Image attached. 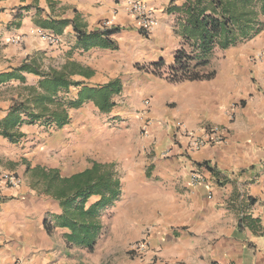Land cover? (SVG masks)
<instances>
[{
	"label": "crops",
	"instance_id": "0c3cea01",
	"mask_svg": "<svg viewBox=\"0 0 264 264\" xmlns=\"http://www.w3.org/2000/svg\"><path fill=\"white\" fill-rule=\"evenodd\" d=\"M125 1L0 0V130L11 107L26 101L28 88L40 79L19 70L23 64L43 72L71 62L91 71L89 78L73 73L75 80L91 85L121 80L115 96L127 105L122 113L128 125L118 130L116 141L96 112L90 117L81 110L98 109L85 101L68 110L61 127L44 119L29 122L21 114L13 139L0 134V175L15 173L20 180L14 187L0 182V264H99L116 242L127 250L146 233L143 257L127 255V264H264V27L244 43L216 48L223 59L213 66L215 49L207 66L214 70L210 79L172 83L144 69L162 60L167 71L180 47L174 16L166 13L171 0H140L157 15L147 37L128 26ZM104 19L116 29L107 36L116 47L84 48L77 30L93 32ZM33 28L60 41L48 43ZM72 88L75 93L69 95ZM77 91L72 86L60 94L75 98ZM177 121L193 131L205 124L224 125L228 136L187 157L182 152L187 138L178 133ZM96 122L105 128L99 132L103 153L96 148ZM145 122L147 132L139 134ZM134 134L135 151L114 154L112 142L129 148ZM100 160L118 165L121 195L109 211L120 228L114 240L90 256L66 247L69 230L55 222L59 203L32 171L55 168L69 176ZM195 166L206 167V183L190 184Z\"/></svg>",
	"mask_w": 264,
	"mask_h": 264
},
{
	"label": "trees",
	"instance_id": "16d2710c",
	"mask_svg": "<svg viewBox=\"0 0 264 264\" xmlns=\"http://www.w3.org/2000/svg\"><path fill=\"white\" fill-rule=\"evenodd\" d=\"M166 13L174 16L176 32L181 38L173 63L167 68L169 82L210 79L214 70H207L216 48L225 49L253 38L264 27V0H171ZM75 29L77 27L75 26ZM115 28L96 29L85 33L78 31V41L84 48L101 46L115 48L108 39ZM164 62L159 60L144 69L162 75ZM19 70L40 75L37 85L28 88V98L16 102L2 120L0 134L13 139L12 129L23 120L29 122L44 119L61 127L68 122L70 108H78L91 101L101 112H109L115 105L113 97L122 90L119 78L104 84L91 85L75 80L73 73L89 78L91 71L75 63L61 69L38 71L29 64ZM78 89L75 98L60 94L70 87ZM112 162L92 161L83 170L69 176H61L58 169L35 168L43 191L58 201L61 212L56 215V225L69 230L64 235L67 248H84L93 252L101 235L102 212L112 207L121 195V180ZM36 176V173H35ZM49 232V224H46Z\"/></svg>",
	"mask_w": 264,
	"mask_h": 264
},
{
	"label": "built area",
	"instance_id": "2783aa9c",
	"mask_svg": "<svg viewBox=\"0 0 264 264\" xmlns=\"http://www.w3.org/2000/svg\"><path fill=\"white\" fill-rule=\"evenodd\" d=\"M128 13L131 16L128 26L136 29L143 36H149L153 27L157 23L156 11L140 0H126L125 1ZM112 21L104 19L98 22L97 28L99 30H105L112 28ZM32 33L46 40L48 43H58L60 40L58 36L46 32L41 28H33ZM145 107L149 106V100L144 101ZM177 131L181 136L187 138V142L182 147V152L187 157L199 150L204 145H219L226 141L228 136V129L224 125L220 124H205L200 127L198 131L186 129L180 121L176 122ZM142 130L146 133V122L142 125ZM206 172L205 166H195L190 171V184L201 185L206 183L207 177L204 174ZM0 182L7 186H17L20 182L19 177L15 173H3L0 175ZM149 234L146 233L141 239L136 241L131 246L137 258H142L144 252L147 250L149 241ZM12 264H23L21 260H16Z\"/></svg>",
	"mask_w": 264,
	"mask_h": 264
},
{
	"label": "rangeland",
	"instance_id": "374dc122",
	"mask_svg": "<svg viewBox=\"0 0 264 264\" xmlns=\"http://www.w3.org/2000/svg\"><path fill=\"white\" fill-rule=\"evenodd\" d=\"M221 59H223L222 55L219 53V50L216 49L215 51V55H214V59H213V66H217L218 65V61H220ZM213 66L211 67H207L206 69L207 70H210L211 68H213ZM164 68L161 69V72L162 75H157V74H154L155 76L157 77H164L166 78V74H167V71H163ZM217 69V68H216ZM125 78L127 77H131V76H124ZM124 81V80H123ZM74 88H72L69 92V95H73L75 93V91L73 90ZM114 100H116V105L109 111V112H100L98 109L97 111H94L93 109H86L87 106H84L83 108H81V110L83 109L84 110V113L86 115H89L91 117L92 113L96 112V115L99 116V119L100 121H102L105 125V128L107 129H112L113 130V138L118 141L120 140V133H118V130L121 129L122 127H127V116L125 113H122V111H125L124 109L127 108V105H124V103L121 102V99L120 97H116L114 96ZM142 103V101H141ZM174 105V102H171L169 106H173ZM90 106V105H89ZM105 118V120H103ZM83 126H88V127H95V126H92V124L90 123H86V122H83L82 123ZM98 124V125H97ZM97 126H100L99 125V122L97 123L96 122V130L98 132L97 134V140H96V148H97V152L98 153H103L101 151V149H105V145L104 144V140H103V137L100 138V135L101 133H99L101 130L105 132V128H100L97 127ZM139 134H142L144 135L145 132L142 130V127L139 128L138 130ZM136 137H137V134H134V136H130V144H129V148H123V149H120V144L118 143H115V142H112V145L116 144V146H113V149L114 150V154L115 153H124L125 151H127L128 153L132 152V151H135V148H136ZM129 149V150H128ZM164 152H166V150H164ZM98 162H112L114 163V167L115 169L118 171V165L114 162V161H106V160H100ZM35 173H36V176H35ZM32 176L37 178L38 176V172H35V169L32 171ZM39 182V181H38ZM40 184L43 186L42 182H40ZM111 208V207H110ZM110 208H107L105 209L103 212H102V215H101V220H102V224H103V228H102V232H101V235L99 236L98 240H97V243H96V246L95 249L98 250V249H103L104 248V245L105 243L108 241V240H114L115 238V234L117 233L118 234V231H119V224H114L112 221H111V213L109 211ZM49 230H51V223L49 222ZM113 225V226H112ZM139 240V239H138ZM136 240V241H138ZM132 242L129 246V248L127 250H125V248H123L122 246V243L120 244L119 241L116 242V244L113 245L112 247V251L109 252L107 255H103L99 264H127L126 262V259L128 258L127 255H130V258L132 259V257H136L135 253L133 251H131V246L136 242ZM79 249H82L84 250L85 253H88L90 256L93 255V252H88L86 249L84 248H79Z\"/></svg>",
	"mask_w": 264,
	"mask_h": 264
}]
</instances>
